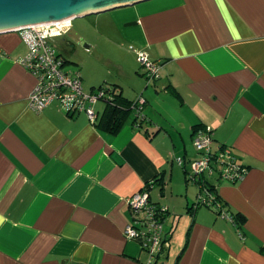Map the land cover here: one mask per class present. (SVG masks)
<instances>
[{"label": "crops", "instance_id": "0c3cea01", "mask_svg": "<svg viewBox=\"0 0 264 264\" xmlns=\"http://www.w3.org/2000/svg\"><path fill=\"white\" fill-rule=\"evenodd\" d=\"M93 16L96 35H70L99 66L83 91L114 90L124 110L141 95L145 118L127 112L112 131L104 101L94 123L56 103L32 111L26 46L18 32L0 34V264H146L123 236L126 200L146 183L168 209V248L153 264H264V0H146ZM65 35L53 42L65 69L80 71ZM130 46L160 64L157 79L146 80ZM199 126L248 173L206 177L216 197L194 208L200 190L186 172Z\"/></svg>", "mask_w": 264, "mask_h": 264}, {"label": "built area", "instance_id": "2783aa9c", "mask_svg": "<svg viewBox=\"0 0 264 264\" xmlns=\"http://www.w3.org/2000/svg\"><path fill=\"white\" fill-rule=\"evenodd\" d=\"M58 24L60 23L29 26L18 31L27 50L21 64L36 80L28 98V107L34 112H41L49 104L56 103L68 115L83 113L90 123H94V104L106 99V91L100 88L95 93L84 92L79 71L65 69L66 59L59 53L53 41L67 32L70 22ZM129 49L135 53L136 61L144 71L146 80L157 79L160 64L151 60L144 51L133 46ZM144 105L145 99L140 95L131 106L134 117L141 121L145 118L142 114ZM212 141L213 131L210 127L199 126L193 129V144L199 157L190 161L186 179L196 184L200 190L194 208L209 206L210 200L216 197L215 185L208 183L207 176L215 175L217 182L237 183L248 173V168L238 162L229 148L221 147L213 152L210 148ZM174 160L180 166L184 164L183 158ZM150 188V183H146L126 200L132 222L123 229L124 238L138 242L146 252V264H153L161 251L168 248L169 242L163 228L168 209L151 201ZM218 206L216 213L221 218L233 221V216Z\"/></svg>", "mask_w": 264, "mask_h": 264}, {"label": "water", "instance_id": "95a60500", "mask_svg": "<svg viewBox=\"0 0 264 264\" xmlns=\"http://www.w3.org/2000/svg\"><path fill=\"white\" fill-rule=\"evenodd\" d=\"M146 0H0V34L29 26L71 22Z\"/></svg>", "mask_w": 264, "mask_h": 264}, {"label": "rangeland", "instance_id": "374dc122", "mask_svg": "<svg viewBox=\"0 0 264 264\" xmlns=\"http://www.w3.org/2000/svg\"><path fill=\"white\" fill-rule=\"evenodd\" d=\"M94 22H95V16H93V15L82 17V18H74L71 20V27H69L67 32H66V33H68V31H69V33L67 35H65L66 33L64 34L65 35L64 37L66 39V43L64 45H66L68 47V51H69V52L64 51L65 52L64 54L69 56L70 59L75 58L77 60L76 63H77L79 70H80L79 73L81 74V78L83 79V81L81 82V85H82V83L83 84L90 83L88 81L94 82L100 78L99 66H98V64H94L95 62L93 60H95V58L93 57V55H94L93 52L88 53L89 51H87L85 48H83L84 46L82 44L74 43L71 40L72 38L70 37V35H73L75 30H79L80 32H83V31L93 32L96 35V29H95ZM58 39H55V42H58ZM61 46L58 48L59 51L63 50V48ZM100 49H103V46H101ZM115 52H117V51H115ZM85 62H86V64H85ZM69 68L71 69V67H69V64H67L66 70H69ZM93 68H94L96 73H94L92 71ZM76 70H78V69H76ZM94 78H96V79H94ZM102 82H103V80H102ZM98 91H99V89L97 90V92ZM102 106H103V102H102V100H100L97 104V107L100 109V108H102ZM192 143H193V134H192ZM193 146H194V144H193ZM194 148H195V146H194ZM195 151H196V149H195ZM196 153H197V151H196ZM198 157H199V155L197 153V158ZM176 158H178V157H176ZM179 158H182V157H179ZM175 163H176V161H175ZM210 177H214L216 180L215 175L210 176ZM189 183L194 184L191 182H189ZM163 228H164V226H163ZM167 235H168V233L166 234V236Z\"/></svg>", "mask_w": 264, "mask_h": 264}, {"label": "trees", "instance_id": "16d2710c", "mask_svg": "<svg viewBox=\"0 0 264 264\" xmlns=\"http://www.w3.org/2000/svg\"><path fill=\"white\" fill-rule=\"evenodd\" d=\"M100 88H103L106 91V88L104 86H102ZM106 93H107V91H106ZM104 102L106 103V113L109 115L108 121L113 126L112 131L113 130L115 131L122 123V120L124 118L122 115L127 113V112H133V110L131 108L133 102L126 103L125 104L126 109L124 110V108L121 107V97L119 95L115 94L114 90L111 91L110 95H108V96L106 95V99L104 100ZM165 250L166 249L161 251L160 254L165 252ZM160 254H159V256H160Z\"/></svg>", "mask_w": 264, "mask_h": 264}, {"label": "bare ground", "instance_id": "6f19581e", "mask_svg": "<svg viewBox=\"0 0 264 264\" xmlns=\"http://www.w3.org/2000/svg\"><path fill=\"white\" fill-rule=\"evenodd\" d=\"M66 22H62V23H60V24H58V25H64ZM58 27H61V26H58Z\"/></svg>", "mask_w": 264, "mask_h": 264}]
</instances>
